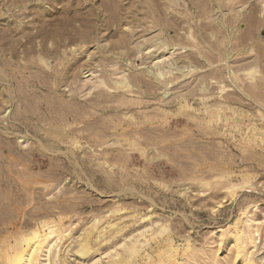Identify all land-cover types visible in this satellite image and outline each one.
Wrapping results in <instances>:
<instances>
[{"label": "rangeland", "instance_id": "obj_1", "mask_svg": "<svg viewBox=\"0 0 264 264\" xmlns=\"http://www.w3.org/2000/svg\"><path fill=\"white\" fill-rule=\"evenodd\" d=\"M28 255L264 264V0H0V264Z\"/></svg>", "mask_w": 264, "mask_h": 264}, {"label": "bare ground", "instance_id": "obj_2", "mask_svg": "<svg viewBox=\"0 0 264 264\" xmlns=\"http://www.w3.org/2000/svg\"><path fill=\"white\" fill-rule=\"evenodd\" d=\"M160 81H162V80H160ZM158 83V82H157ZM35 243V242H34ZM37 243V242H36ZM35 243V244H36ZM33 246H34V244H33ZM32 248V247H31ZM33 249V248H32ZM78 252L80 253V254H86L87 253V250L85 249V246L84 245H81V248L80 249H78ZM29 253V252H28ZM30 253H31V251H30ZM29 253V254H30ZM24 264H37V261L36 260H34L33 259V256L31 255H28L27 256V258H25V262H24Z\"/></svg>", "mask_w": 264, "mask_h": 264}]
</instances>
